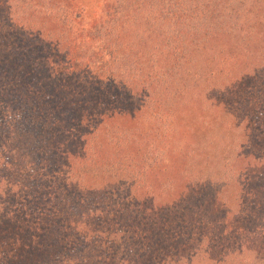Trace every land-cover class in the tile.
I'll use <instances>...</instances> for the list:
<instances>
[{"label":"trees","instance_id":"trees-1","mask_svg":"<svg viewBox=\"0 0 264 264\" xmlns=\"http://www.w3.org/2000/svg\"><path fill=\"white\" fill-rule=\"evenodd\" d=\"M82 19L75 0H0V141L33 137L39 160L4 192L0 165V239L15 248L0 264H88L90 250L91 264H264V171L249 169L264 166V124H211L214 151L187 135L207 151L193 169L169 156L178 108L264 84V0H106L87 32ZM238 36L258 49L229 51Z\"/></svg>","mask_w":264,"mask_h":264},{"label":"rangeland","instance_id":"rangeland-1","mask_svg":"<svg viewBox=\"0 0 264 264\" xmlns=\"http://www.w3.org/2000/svg\"><path fill=\"white\" fill-rule=\"evenodd\" d=\"M76 5L78 8L82 11L83 19H82V27L87 32L92 25H94L102 16L103 10L106 4V0H75ZM239 39H234L233 41L226 40L223 42L225 45H228V50L233 52L234 54H237L240 57H244L249 53L254 51V48L257 47L256 42L252 45L246 46L244 43L247 42V40H244L240 36H238ZM136 39L134 36L128 37L124 42L129 44L131 47V43L135 44ZM254 45V46H253ZM256 45V46H255ZM146 46L151 47L152 49H156L157 42L156 41H147ZM263 47V45H259V49ZM129 53V51H125ZM252 58L253 56L250 55ZM57 64H60L59 67H57V72L64 75L69 70L68 64H66V60L64 56H60L58 58ZM214 64V63H213ZM123 70V69H122ZM121 74V72H119ZM116 73V74H119ZM83 83L87 86L89 84V80H83ZM91 83V82H90ZM89 88L92 84H89ZM209 100L212 102H209L208 107H205L204 109L201 104H194L189 103L186 106V114L185 116L179 115V108L177 109V118L175 120V126L174 121L172 120L173 126L172 129L169 131V136L172 139V144H174L173 147H175V153L170 154V159L172 163V167H178L179 171L189 170L193 169L196 164V157L201 158L204 155H206V152L202 151V147L198 150V147L196 148H190L191 142H196L194 144H200L199 142L203 139L204 142H207L210 140L211 145L207 144L206 147L212 148V150H216L217 146L219 145L217 141V137L219 136V131L214 132L212 131L211 124L216 126V124H227V120H250L253 123V126L256 127V123L264 124V113L263 112V106H264V84L262 86H253V87H244L243 85L239 86V88H236L232 90V92H228L223 95H215L212 92L210 94H205ZM78 104H84L86 101H81ZM79 105V106H80ZM201 105V106H200ZM203 109V110H202ZM260 111V112H258ZM258 112V113H257ZM233 115L234 118L230 115ZM88 115V114H85ZM230 116V117H228ZM204 118L201 120V118ZM100 118L93 119L91 122V127L95 128L100 123ZM119 120H106L105 125H107V133L111 134V132L116 131V123H118ZM148 119L146 117L141 118L140 120V130L141 132H150V128L147 126L149 125ZM204 122V124H203ZM93 123L95 125H93ZM154 131L157 129H153ZM226 127L224 133H226ZM189 136L190 144L185 143L186 136ZM33 136V135H32ZM23 135L18 133V137L13 141V139H10V143L13 146L8 147V142L6 140H1L0 142V148L5 146L7 147V151L0 156L1 158V166H6V168H9V174H2L3 178L6 179L5 181L2 180V185L4 186L1 192H4L5 185L9 186V188H14V190L18 189V182L14 178V175L22 176V174L26 175L28 172H31L33 170V165L37 162H39L38 158H32V151L33 148V142L36 141L35 138H29L25 141V143L20 147L22 142ZM10 144V146H11ZM264 140H261V144L258 147L257 150H260V148L263 146ZM20 147V148H19ZM177 147L181 148V151L177 152ZM213 151L211 155L213 157L216 156V154H213ZM217 153V152H215ZM209 154V152H208ZM183 156V157H180ZM213 162V161H211ZM252 162V161H251ZM249 169L251 168V171H255L258 173H262L264 171V166L258 165L257 162L249 163ZM13 170V171H12ZM24 177V178H25ZM12 186V187H11ZM7 188V187H6ZM20 188V187H19ZM222 201L227 199H221ZM20 201V200H19ZM237 220H232L231 224H233V228L238 229V224L236 223ZM3 238V237H1ZM13 242L10 239L9 242L5 241L4 239H0V262L3 259V254L7 250L9 253L13 252L15 248L12 246ZM16 253V252H15ZM101 252H97V250H90L88 251L87 255L82 258V260L87 259L88 264H91L94 260H97ZM8 260H12V258H7ZM81 260V261H82Z\"/></svg>","mask_w":264,"mask_h":264}]
</instances>
